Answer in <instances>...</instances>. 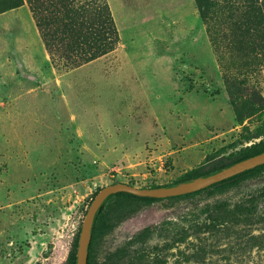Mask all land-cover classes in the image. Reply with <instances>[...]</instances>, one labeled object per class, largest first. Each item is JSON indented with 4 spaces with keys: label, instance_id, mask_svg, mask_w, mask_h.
<instances>
[{
    "label": "rangeland",
    "instance_id": "rangeland-1",
    "mask_svg": "<svg viewBox=\"0 0 264 264\" xmlns=\"http://www.w3.org/2000/svg\"><path fill=\"white\" fill-rule=\"evenodd\" d=\"M104 1L117 48L94 60V71L43 66L51 81L37 100L23 99L32 76L5 66L0 49V264H64L96 190L172 183L264 129V34L242 21L237 0H208L204 17L197 0ZM25 14L6 15L27 28ZM91 83H102V97H82ZM230 195L143 206L96 240L94 260L114 264L111 253L131 242L125 262L156 248L165 264H264V210L228 221L214 206ZM145 212L146 223L127 224Z\"/></svg>",
    "mask_w": 264,
    "mask_h": 264
},
{
    "label": "trees",
    "instance_id": "trees-1",
    "mask_svg": "<svg viewBox=\"0 0 264 264\" xmlns=\"http://www.w3.org/2000/svg\"><path fill=\"white\" fill-rule=\"evenodd\" d=\"M207 1L197 0L201 17L206 16L208 11ZM24 4L29 9L49 56L50 64L58 71H71L85 63L97 60L118 46V33L104 0H0V14L19 8ZM236 11H238L242 21H245L247 25L253 23L254 28H252V31L256 29V32L259 33L261 30L264 34V0H260V2L259 0H237ZM247 29L248 33H252L248 27ZM251 35L258 37L256 33ZM260 40L264 46V39ZM251 46H253V43H251ZM233 84L234 82L227 83V89L231 102L236 105L238 104V99L233 94L237 86L234 87ZM252 102H255V100ZM249 107L251 109L250 112L255 111L250 105ZM245 139L247 144L234 152L221 156V149L209 154L202 163L188 170L178 180L166 185L210 174L264 151V129L254 135L248 134ZM263 177L264 164L211 184L201 190L180 196L157 199L139 197L125 192L114 193L107 198L95 218L86 264H96L93 256V245L100 236L107 234L122 220L134 214L143 206L153 202L163 200L171 202L178 199L195 200L200 195L210 197L231 194L229 196L230 199H222L214 207L222 210L225 213L224 217L228 221L234 220L237 223L248 222L250 218L263 213L264 182L256 188L250 187L249 184ZM159 186L164 185H150L146 188ZM98 190L92 194V198ZM231 197H234L235 201L231 200ZM200 211L205 213L209 211V208L206 205L202 209L200 208ZM260 219L257 218L255 222H261ZM215 221L219 225L226 223L225 219L219 221L215 219ZM211 230H216V225ZM79 231L80 227H78L73 237L64 264H75L76 262ZM224 232L228 234L229 230L224 229ZM130 243L121 242V246L117 248L118 250L111 253L113 258H115L114 264H144L148 260H150V264H165V260L158 258L154 251L156 248L150 252L151 254L137 253L125 262L123 258L126 256V245ZM197 253L195 252V255ZM104 264H109V262Z\"/></svg>",
    "mask_w": 264,
    "mask_h": 264
},
{
    "label": "crops",
    "instance_id": "crops-1",
    "mask_svg": "<svg viewBox=\"0 0 264 264\" xmlns=\"http://www.w3.org/2000/svg\"><path fill=\"white\" fill-rule=\"evenodd\" d=\"M19 8L25 10V16L28 19L27 28L13 25V17L6 15L9 11L0 14V49H4L7 51V54H10L9 56H6L7 54H5L1 61L6 63L5 66H22L23 68L21 67L20 69H24L23 71L26 75L29 74L32 76V81L30 84H27V89L22 97H24V100H37V97H43L41 89L51 81V79L45 78L46 75L42 72V70H44L43 66H49L48 69L52 72L54 70L51 67L52 65L50 64L49 56L44 48L27 5L24 4ZM94 63L95 61L93 60L80 67L89 66L90 69L93 70ZM78 68L72 71H75ZM55 83L56 86L59 85L57 79ZM84 91L85 92H82V97L87 99L94 97L98 99L103 96L104 91L106 90L102 83H99L98 85L91 83L86 85ZM13 101L16 102L18 99L14 98Z\"/></svg>",
    "mask_w": 264,
    "mask_h": 264
},
{
    "label": "water",
    "instance_id": "water-1",
    "mask_svg": "<svg viewBox=\"0 0 264 264\" xmlns=\"http://www.w3.org/2000/svg\"><path fill=\"white\" fill-rule=\"evenodd\" d=\"M264 164V151L251 157L242 159L229 166L223 167L210 174L198 176L188 181L178 182L171 185H164L154 188H141L129 185L123 182L111 183L100 188L89 203L82 220L77 241L76 262L75 264H86L88 247L91 239V233L95 218L101 206L107 198L118 192H125L145 198H168L192 193L211 184L225 180L246 170L255 168ZM146 219V212L140 216V220ZM137 221L136 218L133 219Z\"/></svg>",
    "mask_w": 264,
    "mask_h": 264
},
{
    "label": "flooded vegetation",
    "instance_id": "flooded-vegetation-1",
    "mask_svg": "<svg viewBox=\"0 0 264 264\" xmlns=\"http://www.w3.org/2000/svg\"><path fill=\"white\" fill-rule=\"evenodd\" d=\"M147 211H149V210H147ZM141 215L142 214H140V216ZM140 216L139 217H133V218H131L130 220L127 221V224L130 222L131 224H133V225L136 226V225L144 224V223H146L148 221V220H140ZM134 218L137 219L136 222L133 221Z\"/></svg>",
    "mask_w": 264,
    "mask_h": 264
}]
</instances>
